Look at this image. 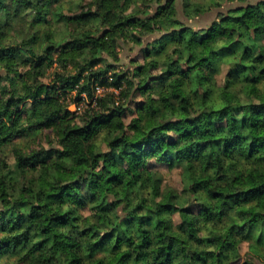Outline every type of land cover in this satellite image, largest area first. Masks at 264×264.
<instances>
[{"label": "trees", "instance_id": "obj_1", "mask_svg": "<svg viewBox=\"0 0 264 264\" xmlns=\"http://www.w3.org/2000/svg\"><path fill=\"white\" fill-rule=\"evenodd\" d=\"M64 3L0 0V264H264V0Z\"/></svg>", "mask_w": 264, "mask_h": 264}, {"label": "rangeland", "instance_id": "obj_2", "mask_svg": "<svg viewBox=\"0 0 264 264\" xmlns=\"http://www.w3.org/2000/svg\"><path fill=\"white\" fill-rule=\"evenodd\" d=\"M57 1H60V0H57ZM81 1L83 3L84 2L87 3L90 0H81ZM62 2L66 3L65 7L77 4L75 3V0H62ZM216 12L217 11H212L210 13L202 15L200 18L195 19L192 24H194L196 27L207 26L216 17ZM262 41L264 44V27L262 29ZM133 58L134 59L137 58L138 62H141L140 54H136L135 52L131 53L126 49L122 50L120 53V61H119L120 66L122 67L128 66V64H130V60ZM219 79L220 78H218V80ZM81 96H82V100H79L81 102H78L75 97V92H71L69 94V97H68L69 99H72V101L76 99V101L70 104L69 106L70 111L75 112V115H76V118L69 124L70 126L82 125L84 123H87L90 120L92 115H95L100 111L99 109L96 108V106H94V104L92 103L93 100L91 98L90 99L87 98L86 95H81ZM73 108L75 109V111H73ZM28 142H29L28 138H21V139L14 141V145L22 149H25L28 146ZM40 144H45L44 140L41 141ZM12 150H13V147L11 144L8 146H4L3 148H1L0 158H4L7 161H11L12 160V157H11ZM160 168H161L160 171L164 177V182H167V184H169L170 186L175 187L176 190H180L182 186V180L184 178L181 173V169L173 168L169 170V169L162 168V167ZM240 252H241V256L233 264H240L242 261L247 259L246 253L248 252V248H247L246 243L242 244Z\"/></svg>", "mask_w": 264, "mask_h": 264}, {"label": "clouds", "instance_id": "obj_3", "mask_svg": "<svg viewBox=\"0 0 264 264\" xmlns=\"http://www.w3.org/2000/svg\"><path fill=\"white\" fill-rule=\"evenodd\" d=\"M81 0H75V3H80ZM121 2H123V0H121ZM161 2L163 3L164 0H161ZM145 3V0H134V4L136 7H141L143 6ZM93 11H95V8H93ZM123 15H127V13H122ZM149 16L152 14L151 11H149L147 13ZM96 26H99V22H95ZM87 75V74H86ZM73 111H75V109L73 108ZM101 127L103 128L104 126L101 125ZM126 130V129H125ZM117 134H122V133H112L110 130L105 129L104 131L100 132L99 135V139L97 141H95L94 144V150L95 151H99V152H108L111 151L110 148H108V144L111 142L112 139H114L116 137ZM168 135H172L171 132L168 133ZM239 223H242V221H239Z\"/></svg>", "mask_w": 264, "mask_h": 264}, {"label": "built area", "instance_id": "obj_4", "mask_svg": "<svg viewBox=\"0 0 264 264\" xmlns=\"http://www.w3.org/2000/svg\"><path fill=\"white\" fill-rule=\"evenodd\" d=\"M104 91V88L98 85H95L94 87V96L92 100H95L98 95H100ZM85 95V94H82Z\"/></svg>", "mask_w": 264, "mask_h": 264}]
</instances>
